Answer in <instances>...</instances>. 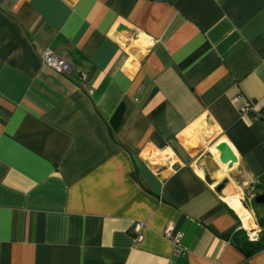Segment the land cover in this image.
I'll use <instances>...</instances> for the list:
<instances>
[{
	"label": "crops",
	"instance_id": "0c3cea01",
	"mask_svg": "<svg viewBox=\"0 0 264 264\" xmlns=\"http://www.w3.org/2000/svg\"><path fill=\"white\" fill-rule=\"evenodd\" d=\"M248 101L264 111V0H0V264H264L231 202L263 228Z\"/></svg>",
	"mask_w": 264,
	"mask_h": 264
},
{
	"label": "built area",
	"instance_id": "2783aa9c",
	"mask_svg": "<svg viewBox=\"0 0 264 264\" xmlns=\"http://www.w3.org/2000/svg\"><path fill=\"white\" fill-rule=\"evenodd\" d=\"M146 43L143 45L145 49H149L154 43L155 39L153 38H147ZM136 39L141 40V35L136 34ZM134 39V40H136ZM41 59L42 62L51 68L52 70L62 73V74H69L72 72L73 69V64L72 62L65 56L60 55L57 53L52 47L47 46L44 48L41 54ZM243 112L245 114H254L257 115L258 117L264 119V111H259L256 109L255 104L251 101H248L246 105L244 106ZM252 214V223L254 224V227L248 228L244 225L246 231H247V236L249 240L251 241H258L260 239V235L262 232V228L259 226L257 220L254 217V213L250 211ZM143 227H144V222L142 221H137L135 222L133 226V231L135 233V238L136 241H143L145 238V235L143 233ZM175 227L172 223H169L166 225L163 229V236L168 239L170 242H172L175 246L178 252H182L181 249V240L182 236L180 233H175L174 231Z\"/></svg>",
	"mask_w": 264,
	"mask_h": 264
},
{
	"label": "water",
	"instance_id": "95a60500",
	"mask_svg": "<svg viewBox=\"0 0 264 264\" xmlns=\"http://www.w3.org/2000/svg\"><path fill=\"white\" fill-rule=\"evenodd\" d=\"M119 31L121 30H126L128 32H131V29L125 25H120V27L118 28ZM216 149L219 151L220 153V161L223 164H228L230 166H232L234 163L237 162V156L234 152V150L232 149V147L229 145L228 142L223 141L221 143H219L216 146ZM255 202L262 204L264 203V193H261L259 195H257L255 197Z\"/></svg>",
	"mask_w": 264,
	"mask_h": 264
},
{
	"label": "trees",
	"instance_id": "16d2710c",
	"mask_svg": "<svg viewBox=\"0 0 264 264\" xmlns=\"http://www.w3.org/2000/svg\"><path fill=\"white\" fill-rule=\"evenodd\" d=\"M260 220L262 221L263 226V233H261L260 235V240L258 242H250L248 240H244V242H241L240 244L248 254H251L264 247V218H260Z\"/></svg>",
	"mask_w": 264,
	"mask_h": 264
},
{
	"label": "bare ground",
	"instance_id": "6f19581e",
	"mask_svg": "<svg viewBox=\"0 0 264 264\" xmlns=\"http://www.w3.org/2000/svg\"><path fill=\"white\" fill-rule=\"evenodd\" d=\"M137 41H140V39H137ZM231 202H232V205L235 207V209L239 212V214L243 218L245 222V226H247L248 228H251V227L253 228L254 224L252 223V214L250 213V211L238 201L231 200Z\"/></svg>",
	"mask_w": 264,
	"mask_h": 264
},
{
	"label": "rangeland",
	"instance_id": "374dc122",
	"mask_svg": "<svg viewBox=\"0 0 264 264\" xmlns=\"http://www.w3.org/2000/svg\"><path fill=\"white\" fill-rule=\"evenodd\" d=\"M134 39H136V35H134ZM146 38L144 37V36H141V40L140 41H135L134 43L136 44V45H138V46H140V47H143V45L146 43V40H145ZM139 44H141V45H139ZM160 156L161 157H164L165 159L167 158L166 157V153H161L160 155H158V157H152L151 159H153V160H155V159H157V158H160ZM231 196H237V195H231ZM228 197H230V196H228ZM227 198V197H226ZM258 218H260V217H258ZM261 233H263V228H262V232Z\"/></svg>",
	"mask_w": 264,
	"mask_h": 264
}]
</instances>
